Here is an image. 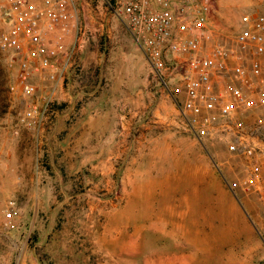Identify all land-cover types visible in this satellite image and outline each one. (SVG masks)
Wrapping results in <instances>:
<instances>
[{"label":"rangeland","instance_id":"rangeland-1","mask_svg":"<svg viewBox=\"0 0 264 264\" xmlns=\"http://www.w3.org/2000/svg\"><path fill=\"white\" fill-rule=\"evenodd\" d=\"M215 1L221 11L211 8L209 20L219 30V46L214 40L209 45L228 62L231 54L222 46L236 49V37L246 29L242 17L263 15L264 0ZM110 24L124 29L118 19ZM9 30L0 18V213H12L19 240L13 248L8 239L0 245V264H264V164L236 158L226 144H220L226 157L208 143L194 154L184 152L183 159L171 154L176 145L168 140L142 150L150 157L143 159L130 138L124 170L108 176L62 173V179L53 177L58 188L45 193L44 206L12 205L36 194L11 192L13 178H47L39 174L41 151L24 117L28 97L12 89L22 56L5 44ZM198 151L210 156L211 167L198 162ZM12 229L0 226V235H12Z\"/></svg>","mask_w":264,"mask_h":264},{"label":"crops","instance_id":"crops-1","mask_svg":"<svg viewBox=\"0 0 264 264\" xmlns=\"http://www.w3.org/2000/svg\"><path fill=\"white\" fill-rule=\"evenodd\" d=\"M211 4V8L221 11L217 1L212 0ZM88 15L91 31L78 60L68 62L61 58L59 67L43 70L34 79L38 96L48 97L54 107L42 123L31 126L41 151L38 171L47 179L25 183L19 177L13 178L11 192L22 189L36 194L27 193L14 200L12 205L44 206L45 193L58 188L53 177L62 179V173L93 175L95 172L108 176L124 170L126 145L131 142L130 138L135 141V148L142 152L143 159L150 158L142 151L149 149L150 144H167L169 140L176 145L170 148L171 154L181 153L183 159L184 152L194 154V150L200 151L199 145L208 148V143H211L221 158L227 153L220 144H226L236 158L245 159L248 163L260 159L264 164V105L245 109L235 101L236 92L247 97L256 96L260 85L252 67L259 63L263 75L264 55L250 57V48L238 42L237 37L236 49L222 46L231 55L228 62L223 58L227 68L215 72L213 80L215 91L221 92L223 99L215 111L198 112L202 118L209 116L214 125L211 135L198 138L181 125L176 103L161 90L152 76L149 62L133 43L130 34L120 26L109 25L110 18L104 12L97 13L91 9ZM230 15L235 17L236 14ZM210 21L199 56L212 52L210 41L214 40L215 46H219L216 40L219 30ZM73 23L42 28L49 43L54 36L63 35V46L70 48L76 34ZM135 129L137 136L132 137ZM182 131L191 133V137L182 136ZM199 151L197 160L202 166L211 162L210 156ZM197 165L195 167L198 168ZM205 167H211V163ZM255 184L263 194L262 182L257 179ZM57 186L62 188V183ZM0 226L13 228L12 235H0L1 247L7 246V239L12 243L11 248L16 247L19 240L17 223L0 213Z\"/></svg>","mask_w":264,"mask_h":264},{"label":"built area","instance_id":"built-area-1","mask_svg":"<svg viewBox=\"0 0 264 264\" xmlns=\"http://www.w3.org/2000/svg\"><path fill=\"white\" fill-rule=\"evenodd\" d=\"M211 3L212 0H4L0 18L10 29L4 41L22 56L12 89L28 97L25 119L30 125H38L54 111L48 97L38 96L32 79L43 70L59 67L61 58L78 60L91 31L87 17L94 9L122 22L149 62L153 78L176 103L181 125L198 138L211 135L213 123L209 116L202 118L198 112L211 113L221 105L223 95L215 91L213 74L227 68L219 48L199 56L209 32ZM69 22H74L76 29L73 45L64 47L63 35L54 36L49 43L42 27ZM242 22L246 29L237 35L238 42L250 48L251 56L264 55V14L244 15ZM252 70L260 85L256 96L235 93V101L245 109L264 105V76L259 63ZM262 147L264 150V142ZM12 217L7 213V219Z\"/></svg>","mask_w":264,"mask_h":264},{"label":"trees","instance_id":"trees-1","mask_svg":"<svg viewBox=\"0 0 264 264\" xmlns=\"http://www.w3.org/2000/svg\"><path fill=\"white\" fill-rule=\"evenodd\" d=\"M1 102V101H0ZM2 104H4V103H2ZM5 106V105H4Z\"/></svg>","mask_w":264,"mask_h":264}]
</instances>
